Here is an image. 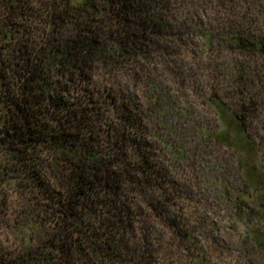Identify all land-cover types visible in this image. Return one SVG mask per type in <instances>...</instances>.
Returning <instances> with one entry per match:
<instances>
[{
	"label": "trees",
	"instance_id": "obj_1",
	"mask_svg": "<svg viewBox=\"0 0 264 264\" xmlns=\"http://www.w3.org/2000/svg\"><path fill=\"white\" fill-rule=\"evenodd\" d=\"M239 1L55 0L36 31L33 0H0V173L16 165L37 209L36 239L0 264L159 262L150 220L177 221L168 216L172 197L154 162L148 116L136 95L97 78L98 67L151 62L195 38L205 49L264 52V33L247 13L220 28L203 27L195 13ZM215 104L250 142L241 116Z\"/></svg>",
	"mask_w": 264,
	"mask_h": 264
},
{
	"label": "rangeland",
	"instance_id": "obj_2",
	"mask_svg": "<svg viewBox=\"0 0 264 264\" xmlns=\"http://www.w3.org/2000/svg\"><path fill=\"white\" fill-rule=\"evenodd\" d=\"M38 1L41 31L46 3L55 0ZM227 8L209 4L195 13L203 27L219 28L247 13L264 33V0ZM184 43L172 55L154 53L151 62L114 71L100 65L97 75L136 95L148 116L154 162L172 197L168 216L177 221L174 228L150 220L157 264H264V52L239 54L225 44L205 49L200 38ZM215 102L241 116L250 142L220 118ZM5 160L0 148V169ZM14 169L0 173V257L22 252L37 234L30 235L37 209L28 177ZM248 172L257 180L251 186Z\"/></svg>",
	"mask_w": 264,
	"mask_h": 264
}]
</instances>
